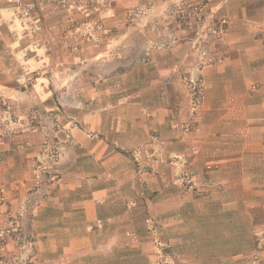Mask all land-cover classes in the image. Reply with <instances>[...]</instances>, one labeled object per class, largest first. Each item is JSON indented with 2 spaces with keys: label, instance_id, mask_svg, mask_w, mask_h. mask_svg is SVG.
<instances>
[{
  "label": "crops",
  "instance_id": "obj_1",
  "mask_svg": "<svg viewBox=\"0 0 264 264\" xmlns=\"http://www.w3.org/2000/svg\"><path fill=\"white\" fill-rule=\"evenodd\" d=\"M165 1L35 17L48 51L27 63L43 72L33 86L16 76L30 39L14 41L0 6V225L16 217L34 236L33 264H264V0H211L225 37L196 115L197 26L173 23L166 45L150 18H126ZM95 21L99 44L69 48Z\"/></svg>",
  "mask_w": 264,
  "mask_h": 264
},
{
  "label": "built area",
  "instance_id": "obj_2",
  "mask_svg": "<svg viewBox=\"0 0 264 264\" xmlns=\"http://www.w3.org/2000/svg\"><path fill=\"white\" fill-rule=\"evenodd\" d=\"M15 6L12 9V17L7 25L12 27L14 41L20 43L24 38H29L30 43L24 47L19 57V69L17 79L24 85L33 86L43 72L40 69H30L28 61L32 54L39 51L47 52L46 43L40 39L44 33V26L37 21L35 17L52 15L59 19H64L75 11H81L86 16L92 17L99 13L105 0H10ZM215 10L211 7V0H166L162 10L154 4L148 3L130 8L126 12V18L129 22H139L145 19H151L150 31L155 33L159 40L168 45L172 38L173 23L178 28H182L184 22L189 25H196V37L193 40V48L199 53L198 61L194 74L186 77L185 81L189 90L190 108L192 114L199 113L204 104L205 81L201 72L205 67L212 64L209 57L211 49L216 48L218 42L225 37L226 18L219 15L216 18L214 26H210L207 21ZM168 23V25H167ZM102 23L95 21L91 26L76 28L68 36L69 48H80V41L99 44L100 38L98 32L102 29ZM176 40V39H175ZM11 56V51L0 47V57ZM0 102L2 98L0 97ZM11 112V107L6 104V112ZM0 120V126L2 125ZM7 124V134L13 132L11 127L12 119H4ZM0 134V140H1ZM60 151L53 152L51 155L52 164L59 162ZM48 168L41 170L43 175L47 174ZM130 236V233L127 234ZM35 254V238L27 232L20 220L16 217H10L6 226L0 225V264H33ZM248 264H261L257 255L248 259Z\"/></svg>",
  "mask_w": 264,
  "mask_h": 264
},
{
  "label": "rangeland",
  "instance_id": "obj_3",
  "mask_svg": "<svg viewBox=\"0 0 264 264\" xmlns=\"http://www.w3.org/2000/svg\"><path fill=\"white\" fill-rule=\"evenodd\" d=\"M8 5H10L11 13H12V8L15 6V4H13L10 0H0L1 7H6Z\"/></svg>",
  "mask_w": 264,
  "mask_h": 264
}]
</instances>
